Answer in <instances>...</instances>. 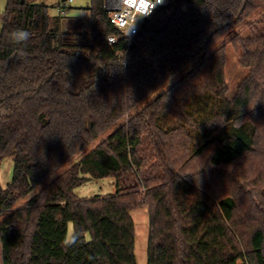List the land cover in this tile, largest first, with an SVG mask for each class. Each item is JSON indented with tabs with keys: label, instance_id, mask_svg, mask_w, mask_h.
Segmentation results:
<instances>
[{
	"label": "trees",
	"instance_id": "obj_1",
	"mask_svg": "<svg viewBox=\"0 0 264 264\" xmlns=\"http://www.w3.org/2000/svg\"><path fill=\"white\" fill-rule=\"evenodd\" d=\"M88 9L81 30L44 2L7 0L0 162L15 164L0 184L3 264H137L132 211L146 207L148 264H264V0H171L132 40L105 0ZM230 46L248 73L228 99ZM107 177L115 192L77 195ZM194 190L205 199L187 204Z\"/></svg>",
	"mask_w": 264,
	"mask_h": 264
},
{
	"label": "rangeland",
	"instance_id": "obj_2",
	"mask_svg": "<svg viewBox=\"0 0 264 264\" xmlns=\"http://www.w3.org/2000/svg\"><path fill=\"white\" fill-rule=\"evenodd\" d=\"M59 0H28V2H44L47 5H49L50 12L52 14H58L57 12V2ZM91 0H75L73 2V6H76L77 9H85L87 6L90 5ZM6 3L7 0H0V36L3 26V16L6 9ZM262 11V10H261ZM260 13V12H259ZM257 13V14H259ZM73 22L80 21L82 27L81 30H88L90 28V22H89V15L87 17H84L79 20H72ZM249 21L245 22L242 27L247 25ZM250 30H246L245 34H249ZM211 51V50H210ZM208 51V52H210ZM239 55L240 53L235 51L231 46L228 50V59H227V69H226V78L229 83V93L227 98L231 99L232 96L235 94L237 86L240 82V80L248 73V70L243 68L239 64ZM156 94L152 95L148 100H146L144 104L151 101ZM205 105V103H202L200 108H202ZM217 104L210 103L208 107H204L207 109H202L203 114L207 115L208 113L212 112L217 108ZM194 108H197L194 106ZM115 130V127L110 129L106 134H104L102 137L98 138L91 146L90 148L97 145L103 138H105L107 135L112 133ZM14 158L13 156H7L2 159L0 162V184L2 187H6L7 184L12 180L13 173H14ZM64 170V167L60 170L54 172L50 175V177L42 184L36 186L26 197H24L22 200H20L16 206H14L12 209H9L6 211L5 214H8L14 208L22 205L25 201L33 197L36 193H38L41 188H43L48 182L53 180L60 172ZM115 188L114 179L112 177L107 178H100L95 179L92 178L86 183L82 184L78 188H76V193L80 197L84 198H90L97 194H106L111 193ZM182 199L185 200L187 204H190L196 200L205 199L204 195L199 192L198 190H194L191 193H185L182 192L181 194ZM211 200H209L210 202ZM132 216L135 220V230H136V245H135V252L137 257V264H148V242H149V214H148V208H139L132 211ZM74 230L73 223L70 222L69 224V237H71ZM1 247V243H0ZM0 264H3L2 261V253L0 248Z\"/></svg>",
	"mask_w": 264,
	"mask_h": 264
},
{
	"label": "built area",
	"instance_id": "obj_3",
	"mask_svg": "<svg viewBox=\"0 0 264 264\" xmlns=\"http://www.w3.org/2000/svg\"><path fill=\"white\" fill-rule=\"evenodd\" d=\"M171 0H105L106 8L110 13V20L123 31V36L132 40L138 33L144 19L159 7ZM75 0H62L57 6L60 15H68ZM118 37L111 35L108 42L113 44Z\"/></svg>",
	"mask_w": 264,
	"mask_h": 264
},
{
	"label": "crops",
	"instance_id": "obj_4",
	"mask_svg": "<svg viewBox=\"0 0 264 264\" xmlns=\"http://www.w3.org/2000/svg\"><path fill=\"white\" fill-rule=\"evenodd\" d=\"M62 0H59L56 4H57V6H58V4L61 2ZM56 6V7H57ZM88 7L89 6H87L85 9H77V7L76 6H73L72 7V9L70 10V12L68 13V15L67 16H69L70 17V19H73V20H79V19H81V18H83V16L84 17H87V15H89V17H90V10L88 9ZM51 13V12H50ZM52 14V13H51ZM52 15H55V14H52ZM56 15H58V14H56ZM115 188H114V190L111 192V193H113V192H115ZM106 194H108V193H106Z\"/></svg>",
	"mask_w": 264,
	"mask_h": 264
},
{
	"label": "clouds",
	"instance_id": "obj_5",
	"mask_svg": "<svg viewBox=\"0 0 264 264\" xmlns=\"http://www.w3.org/2000/svg\"><path fill=\"white\" fill-rule=\"evenodd\" d=\"M11 36L16 42L19 43L21 41L27 40L29 37V33L26 31L17 29L11 34Z\"/></svg>",
	"mask_w": 264,
	"mask_h": 264
},
{
	"label": "water",
	"instance_id": "obj_6",
	"mask_svg": "<svg viewBox=\"0 0 264 264\" xmlns=\"http://www.w3.org/2000/svg\"><path fill=\"white\" fill-rule=\"evenodd\" d=\"M24 0H22V2H23Z\"/></svg>",
	"mask_w": 264,
	"mask_h": 264
}]
</instances>
